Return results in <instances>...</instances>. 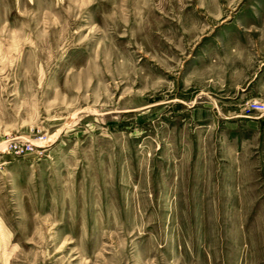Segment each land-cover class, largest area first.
Here are the masks:
<instances>
[{
	"label": "rangeland",
	"instance_id": "obj_1",
	"mask_svg": "<svg viewBox=\"0 0 264 264\" xmlns=\"http://www.w3.org/2000/svg\"><path fill=\"white\" fill-rule=\"evenodd\" d=\"M264 0H0V264H264Z\"/></svg>",
	"mask_w": 264,
	"mask_h": 264
},
{
	"label": "built area",
	"instance_id": "obj_2",
	"mask_svg": "<svg viewBox=\"0 0 264 264\" xmlns=\"http://www.w3.org/2000/svg\"><path fill=\"white\" fill-rule=\"evenodd\" d=\"M248 110L264 115V101L255 100L250 102Z\"/></svg>",
	"mask_w": 264,
	"mask_h": 264
}]
</instances>
